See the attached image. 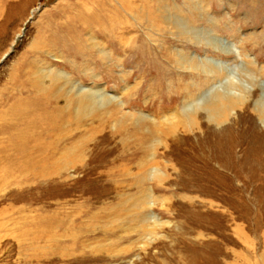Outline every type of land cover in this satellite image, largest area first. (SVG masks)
I'll return each mask as SVG.
<instances>
[{
	"label": "rangeland",
	"instance_id": "374dc122",
	"mask_svg": "<svg viewBox=\"0 0 264 264\" xmlns=\"http://www.w3.org/2000/svg\"><path fill=\"white\" fill-rule=\"evenodd\" d=\"M263 109L264 0H0V264H264Z\"/></svg>",
	"mask_w": 264,
	"mask_h": 264
},
{
	"label": "bare ground",
	"instance_id": "6f19581e",
	"mask_svg": "<svg viewBox=\"0 0 264 264\" xmlns=\"http://www.w3.org/2000/svg\"><path fill=\"white\" fill-rule=\"evenodd\" d=\"M147 5V4H146ZM132 8V7H131ZM142 8V7H141ZM148 8H150V7H148ZM144 9V8H143ZM145 9H147V8H145ZM133 10V9H132ZM140 11H142V9L140 10ZM131 12V11H130ZM133 12V11H132ZM137 13V12H136ZM152 13H153V9H148V10H146V11H144V12H138V14L136 15L137 17H139V20L141 21V18H144V19H146V20H148L149 19V17H150V14L152 15ZM159 13V12H158ZM134 14V13H133ZM159 14H161V13H159ZM129 16H130V14H128ZM164 17H166L165 15H163ZM154 18V17H153ZM138 20V21H139ZM145 20V21H146ZM156 20H158V19H156ZM170 21V20H169ZM123 22V21H122ZM122 22L120 21V23L122 24ZM120 23H118V24H120ZM164 23V22H163ZM165 24V23H164ZM111 25H113L114 27H116V24L114 25V24H112L111 23ZM185 31V30H184ZM187 31V30H186ZM107 36H110V37H114L113 35H111L110 33L107 35ZM171 53V52H170ZM30 65V64H29ZM21 67V66H20ZM21 69H23L22 67H21ZM23 71V70H22ZM33 71H35V70H33ZM19 75H21V73L19 74ZM59 76H61V74H58ZM65 75V74H64ZM63 76V75H62ZM216 89V88H215ZM213 90H214V88H212V90H209L207 93H205V95L202 97V98H204L206 95H208V94H210L211 92H213ZM21 93V92H20ZM241 97L243 98V99H245L246 98V96L245 95H241ZM202 100V99H201ZM201 100H199V102L201 101ZM19 101V98L17 97L16 99H15V97H14V101H13V103L11 104V107H10V110H9V112H8V114L9 115H12V116H16V115H27V117L28 118H30V123H31V125H33V123H34V121H35V119H41L42 117V114H40V112L39 111H36V109L34 108L33 110H31V111H29L27 114H26V110L24 111L22 108H18V106L16 105L17 104V102ZM241 101L240 100H237V101H228L227 103L226 102H224L223 103V101H222V99L220 98V97H217L216 98V103L217 104H219V106L217 107V108H220V107H230L231 105H236V103H240ZM34 103H35V106H37V105H39L40 103H42V105H46V106H48V102H45V103H43V102H37V101H34ZM84 103H86V102H84ZM53 106V105H52ZM84 106V105H83ZM82 107V106H81ZM216 107V106H215ZM54 108V107H53ZM52 108V109H53ZM60 108V107H59ZM216 108V109H217ZM215 109V110H216ZM264 114V109L263 110H260V115H263ZM58 115V114H57ZM51 117H52V115H50ZM51 117H49L50 119H51ZM58 117V116H57ZM44 119V118H43ZM46 123H48V121H44V123L43 124H46ZM40 124H42V122H40ZM31 125H29V127H31ZM7 128V127H6ZM9 128V127H8ZM32 132V131H31ZM45 134H46V132H45ZM39 136H40V134H38ZM42 135H44V133L42 134ZM38 136V137H39ZM40 138V137H39ZM25 139H26V141L27 142H19V144L18 143H16V144H14V150H16V151H18V154H22V156H23V154H25V152H26V150H28V154H26V156H24V158H26L27 159V155H34L35 153H36V151L37 150H43L42 151V154H44V156H45V154H47L48 153V149L50 148V147H52L51 146V144H46V142H44V141H40L39 139H37L36 137H34L33 136V133H32V137H30V136H27V132H26V130H25ZM36 141V143H34ZM48 141V140H47ZM53 142V141H52ZM32 143H34V147L32 146V148H31V144ZM50 143V142H49ZM12 148V147H11ZM25 151V152H24ZM47 151V152H46ZM0 153H3V151H0ZM53 153V152H52ZM41 154V153H40ZM50 154V153H49ZM49 154H47V155H49ZM12 155H14V153H10V154H8L7 155V159L8 158H10ZM49 157V156H48ZM51 157V156H50ZM23 158V157H22ZM26 159H24L23 161H21V163H16V162H11V161H8L9 163H7V165H5V167H6V170H8L9 168H10V166H17L18 167V165L21 167V168H29L30 167V165H32L33 163H34V161L33 160H31L30 159V161L28 162V161H26ZM57 159V158H56ZM55 159V160H56ZM21 164V165H20ZM34 166V165H33ZM2 167V166H1ZM32 168V167H31ZM5 170V171H6ZM91 229L93 230V228H91L90 226L89 227H86L85 228V231H91ZM84 230V227H80L79 228V232L81 233L82 231ZM78 231H76V232H78ZM90 233H92V232H88L87 234H90ZM129 249V248H128ZM97 250V249H96ZM99 251V250H98Z\"/></svg>",
	"mask_w": 264,
	"mask_h": 264
},
{
	"label": "water",
	"instance_id": "95a60500",
	"mask_svg": "<svg viewBox=\"0 0 264 264\" xmlns=\"http://www.w3.org/2000/svg\"><path fill=\"white\" fill-rule=\"evenodd\" d=\"M7 55H8V53L5 56H7Z\"/></svg>",
	"mask_w": 264,
	"mask_h": 264
}]
</instances>
